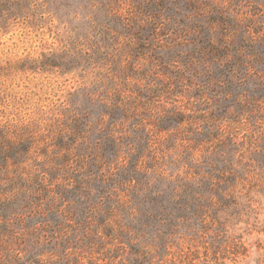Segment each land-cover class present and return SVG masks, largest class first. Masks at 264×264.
Returning a JSON list of instances; mask_svg holds the SVG:
<instances>
[{
  "label": "rangeland",
  "instance_id": "rangeland-1",
  "mask_svg": "<svg viewBox=\"0 0 264 264\" xmlns=\"http://www.w3.org/2000/svg\"><path fill=\"white\" fill-rule=\"evenodd\" d=\"M253 225L264 0H0V264H251Z\"/></svg>",
  "mask_w": 264,
  "mask_h": 264
},
{
  "label": "trees",
  "instance_id": "trees-1",
  "mask_svg": "<svg viewBox=\"0 0 264 264\" xmlns=\"http://www.w3.org/2000/svg\"><path fill=\"white\" fill-rule=\"evenodd\" d=\"M244 222L250 225L249 219L246 218ZM245 231L246 234H252L254 231H257L258 234L264 235V227H258L256 225L247 227ZM261 235H257L256 239L249 244H246L242 240V235L239 237L238 242L232 243L234 254L238 260L250 257L249 262L251 264H264V237Z\"/></svg>",
  "mask_w": 264,
  "mask_h": 264
}]
</instances>
